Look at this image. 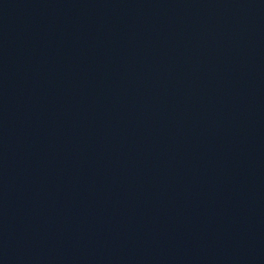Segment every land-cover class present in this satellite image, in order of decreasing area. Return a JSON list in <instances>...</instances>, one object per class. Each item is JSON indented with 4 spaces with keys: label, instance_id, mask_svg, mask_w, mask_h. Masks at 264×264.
<instances>
[{
    "label": "water",
    "instance_id": "water-1",
    "mask_svg": "<svg viewBox=\"0 0 264 264\" xmlns=\"http://www.w3.org/2000/svg\"><path fill=\"white\" fill-rule=\"evenodd\" d=\"M0 264H264V0H0Z\"/></svg>",
    "mask_w": 264,
    "mask_h": 264
}]
</instances>
